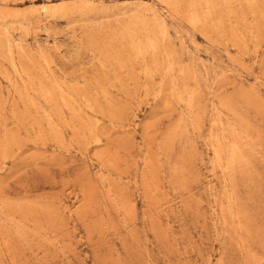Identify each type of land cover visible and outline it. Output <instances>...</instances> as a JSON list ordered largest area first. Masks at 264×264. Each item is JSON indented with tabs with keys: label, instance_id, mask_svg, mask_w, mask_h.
Returning a JSON list of instances; mask_svg holds the SVG:
<instances>
[{
	"label": "rangeland",
	"instance_id": "obj_1",
	"mask_svg": "<svg viewBox=\"0 0 264 264\" xmlns=\"http://www.w3.org/2000/svg\"><path fill=\"white\" fill-rule=\"evenodd\" d=\"M0 264H264V0H0Z\"/></svg>",
	"mask_w": 264,
	"mask_h": 264
},
{
	"label": "bare ground",
	"instance_id": "obj_2",
	"mask_svg": "<svg viewBox=\"0 0 264 264\" xmlns=\"http://www.w3.org/2000/svg\"><path fill=\"white\" fill-rule=\"evenodd\" d=\"M207 33V32H206ZM151 44V43H150ZM14 65V64H13ZM218 156V155H217Z\"/></svg>",
	"mask_w": 264,
	"mask_h": 264
}]
</instances>
